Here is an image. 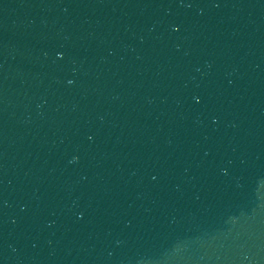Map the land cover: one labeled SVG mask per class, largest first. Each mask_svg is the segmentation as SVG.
I'll use <instances>...</instances> for the list:
<instances>
[{
    "label": "water",
    "instance_id": "1",
    "mask_svg": "<svg viewBox=\"0 0 264 264\" xmlns=\"http://www.w3.org/2000/svg\"><path fill=\"white\" fill-rule=\"evenodd\" d=\"M0 264H264V0H0Z\"/></svg>",
    "mask_w": 264,
    "mask_h": 264
}]
</instances>
